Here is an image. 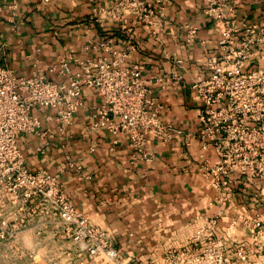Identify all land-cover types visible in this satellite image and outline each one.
<instances>
[{"label":"crops","instance_id":"crops-1","mask_svg":"<svg viewBox=\"0 0 264 264\" xmlns=\"http://www.w3.org/2000/svg\"><path fill=\"white\" fill-rule=\"evenodd\" d=\"M117 1L0 0L1 65L18 75L44 69L58 82L65 77L58 72L63 59L74 70L75 59L112 57L105 42L116 51L133 45L123 64L141 66L147 96L171 128L168 140L150 137L141 150L128 136L114 141L106 129L92 130L100 97L88 86L83 88V106L61 130L55 120L44 118L50 110L34 107L31 113L41 118L39 130L17 139L26 165L57 175L66 199L91 224L104 229L119 258L92 257L79 242L53 232L36 238L26 231L21 253L11 264H169L171 255L209 242V217L217 220L210 240L224 254L232 257L241 246L248 252L246 264H264L257 255L264 250V234L242 222L259 215L264 222V180L231 171L230 192L221 200L212 176L205 173L217 157L211 147L201 148L197 135L202 104L190 84L206 75L210 57L223 53L218 46L223 22L208 16L202 2L186 0L155 1V8L162 7L164 25L130 14H106ZM232 9L229 17L240 28L237 39L245 33L243 24L264 17L262 0H234ZM188 28L195 29L191 41ZM48 66L55 70L48 71ZM262 66L264 46L245 67ZM3 247L0 242V264H7Z\"/></svg>","mask_w":264,"mask_h":264},{"label":"built area","instance_id":"built-area-1","mask_svg":"<svg viewBox=\"0 0 264 264\" xmlns=\"http://www.w3.org/2000/svg\"><path fill=\"white\" fill-rule=\"evenodd\" d=\"M155 1L118 0L105 13L119 18L130 14L151 25H164L162 7L155 8ZM186 1L202 2L208 16L223 22L218 40L223 53L207 60L206 75L197 76L190 88L202 104L197 133L201 148L211 147L217 157L213 165L205 167V173L212 176L215 191L224 200L230 192L231 171L264 180V66L245 67L251 64L255 50L264 46V17L258 22L243 24L245 33L237 39L239 25L229 17L233 15L234 0ZM194 33V28H188V41ZM104 44L112 57L75 59L74 70L63 59L58 72L65 77L58 82L49 79L44 69L18 75L0 64V242L4 246L2 259L7 264L20 255L26 231L36 238L53 232L72 239L82 244L92 257L103 255L112 261L119 258L105 232L91 224L66 199L57 175L31 170L26 165L17 140L21 133L39 130L41 118L31 113L34 107L50 110L52 113L44 118L55 120L58 128L63 129L83 106L86 86L92 87L100 97L90 123L92 130L104 128L114 141L118 136H128L138 150L150 137L160 141L170 138V126L160 120L157 106L147 96L149 89L141 77V66L123 64L133 45L116 51L108 42ZM47 69L53 71L55 66ZM173 78H178L176 72ZM216 222V217L206 220L209 242L171 255L169 264H246L248 255L241 246L232 252V260L210 240ZM242 222L252 226L256 234H264L258 218ZM261 252L264 250L257 255L264 260Z\"/></svg>","mask_w":264,"mask_h":264},{"label":"rangeland","instance_id":"rangeland-1","mask_svg":"<svg viewBox=\"0 0 264 264\" xmlns=\"http://www.w3.org/2000/svg\"><path fill=\"white\" fill-rule=\"evenodd\" d=\"M260 218H261V216L259 215V217H258V219L260 220ZM245 220V219H244ZM260 222H261V230H264V222H262L261 220H260ZM216 225V224H215ZM243 225H245V226H247L248 224H243ZM101 230H104L103 228H101V227H99ZM215 229V226L213 227V230ZM246 253H247V255H248V252L246 251ZM262 254H264V252H261Z\"/></svg>","mask_w":264,"mask_h":264}]
</instances>
